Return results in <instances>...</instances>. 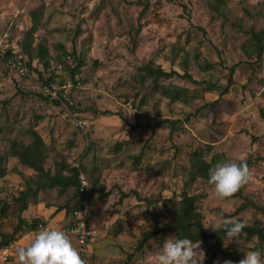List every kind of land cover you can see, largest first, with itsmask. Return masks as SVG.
I'll list each match as a JSON object with an SVG mask.
<instances>
[{"label": "rangeland", "instance_id": "rangeland-1", "mask_svg": "<svg viewBox=\"0 0 264 264\" xmlns=\"http://www.w3.org/2000/svg\"><path fill=\"white\" fill-rule=\"evenodd\" d=\"M17 8L29 22L17 19V32L25 36L33 20L38 22L37 38L26 53L34 54L37 45L48 47L54 58L62 46L85 65L77 88L70 91L75 112L46 98L41 72L21 82L0 80V157L7 171L0 178L1 237L13 235L19 219L13 196L34 175L9 158L11 144H29L28 131L34 129L47 145L48 168L80 161L90 180H99L91 211L106 216L110 225L96 229L93 252L81 256L86 264H156L165 239H175V233H161L143 249L139 243L145 233L171 225L167 214L173 215L184 193L198 198L204 226L223 217L264 227V97L255 99L264 92V54L257 61L254 38L261 35L264 45V0H0V35ZM58 66L53 65L55 73ZM146 67L182 76L188 72L203 85L179 77L146 80ZM232 68L229 92L211 110L206 105L219 99ZM208 82L218 88L209 92ZM71 83L68 74L55 82ZM175 88L189 90L183 95L187 103L166 96ZM74 113L89 126L77 127ZM165 119L181 122L173 135L165 126L152 139L150 126ZM195 150L204 151L207 161L221 154L222 162L245 159L250 181L233 197L217 199L212 186L191 169ZM45 196L48 203L72 201V193L59 196L56 190ZM8 203L9 214L2 215ZM200 247L206 253L204 264L228 260L216 257L212 243ZM223 248L241 259L249 251L264 257V239L246 233L227 246L224 242ZM0 263L11 261L0 258Z\"/></svg>", "mask_w": 264, "mask_h": 264}, {"label": "trees", "instance_id": "trees-1", "mask_svg": "<svg viewBox=\"0 0 264 264\" xmlns=\"http://www.w3.org/2000/svg\"><path fill=\"white\" fill-rule=\"evenodd\" d=\"M37 32V23L35 22L32 29L28 31L25 35V44L27 48L31 47L34 42V34ZM254 38L256 39V46L258 47V53H257V61L262 60L263 54H264V45L262 44V36L254 34ZM58 49L61 51V54H57L56 57L53 58L52 55L49 53L48 47H41L38 46V53L37 56L41 57L43 62L42 65L45 69V73L47 75V78L45 75H41V80L44 81L46 85L53 84L57 81V79H63L56 75L55 70L53 69V65L56 64L62 65L64 72L68 74L71 82L73 83L74 87L77 88L78 83L80 80H76L75 76L77 74L82 73V68L85 65L83 61L79 57L76 56V53H69L67 52L62 46H59ZM28 52V51H27ZM31 56V53H30ZM68 57H71L72 62L75 64V68L73 69L71 65L69 64ZM33 58V57H32ZM208 69H211L212 66H208ZM208 69H202L208 72ZM142 71L145 72L143 74V78L147 77V79H153L154 81H157L160 77H166V78H173V77H179L183 78L184 80H189L193 84L196 85H203V82H199L195 80L188 72H186L183 76L177 72L172 71L170 73L164 72L161 68L152 69L150 67L144 68ZM188 71V70H187ZM235 73V68L231 69V76L229 78V84L228 86L221 92V96L219 99L215 102H213L210 105L211 110H214V108L223 100V96L229 92L230 84L233 83V76ZM2 78H8L7 75L2 76ZM9 79V78H8ZM16 80V79H13ZM23 80H17V82H21ZM145 82V80H142ZM61 84V83H60ZM262 87H264V80L261 82ZM218 88V85L211 84L208 82L207 90L209 92H213ZM189 90L187 88H175L173 91L167 90L166 96L170 98L174 102H188L187 99L184 98L183 95L187 94ZM259 95V97H264V92L261 94H256V96ZM47 99L51 100L49 97H46ZM52 102L59 106L60 104L56 102L55 100H52ZM74 112L76 109L75 107L71 108ZM254 117L258 116L256 114L253 115ZM190 115L188 116V118ZM261 117L264 120V111L261 109ZM187 118V122H188ZM185 121V122H186ZM180 120H161L156 122V124L151 125L150 128L153 130L151 134V138L156 137V129H162L165 128V126H169L168 128H172V135L173 132L176 130L175 125L177 123H180ZM135 128V127H133ZM31 142L29 144H24L18 141H14L11 144V150H10V157L14 158L18 161V163L30 169L33 171V174L31 178H29L24 185L23 190H20L18 188V192H16L13 196V203L17 206L16 213L19 217V225L22 227V225H25V221L23 220V214L29 209L31 205H36L39 202V197L41 194H46L49 191L56 190L58 192L59 196H64L68 194L69 192L72 193V201L68 202L67 204L63 205L59 210H65L67 213V216L73 217V212L77 209V207L81 206L83 207L84 201L87 199L89 202V216L91 213V208L93 206V195L96 194L98 190V182L99 180H90V177L87 176V168L79 163V167H73V164H68L65 161H61L58 163H55V165L51 168L47 167V159H48V153H47V145L44 142L42 136L34 130L28 131ZM212 149V147H210ZM208 149L207 151H209ZM119 151V150H118ZM212 151V150H211ZM8 158V159H9ZM222 158H225V155L218 156L215 155L212 157L211 161H207L205 158V152L202 150H195L194 152L190 153V164L191 169L194 170V174L201 178L204 181L208 180V172L209 169L212 168L215 164L222 162ZM4 157H0V178H4L6 176V169L4 168ZM8 161V160H7ZM6 161V162H7ZM78 162V161H77ZM80 162V161H79ZM81 173H84L87 178H89V184L90 188L85 193H82L80 191L81 183L79 180V176ZM109 196L108 194L105 195V197ZM73 202V203H72ZM199 204L198 198L196 196H190L187 193H184L182 196V200L178 203V207L176 208L173 215L167 214V217L171 218L170 222L171 225H169L166 228H160L156 231L147 232L144 234L143 239L140 241L138 249H143L144 245L151 239L155 238L161 233H167V232H173L176 235V238H189L195 241H200L201 243H212L213 246L218 250V253H216V257L218 256H224L227 257L228 260L235 261L236 264L241 260V257L238 256L237 253H231L226 251L223 248L224 243V232L218 231V232H212L208 233L207 230L204 227L203 220L204 215L198 211L197 205ZM73 207V208H72ZM11 209L10 204L8 205L4 204L2 207V215L9 214V211ZM90 219V218H89ZM88 219V223L90 222ZM90 224V223H89ZM40 225H44L42 222L34 221L32 224L33 229H39ZM246 233V235L249 237L256 236L258 239L263 240L264 239V227L260 228L257 226L248 227L246 226L242 233ZM13 237H4L0 236V251H2L6 246H8L10 243H13Z\"/></svg>", "mask_w": 264, "mask_h": 264}, {"label": "clouds", "instance_id": "clouds-1", "mask_svg": "<svg viewBox=\"0 0 264 264\" xmlns=\"http://www.w3.org/2000/svg\"><path fill=\"white\" fill-rule=\"evenodd\" d=\"M133 110L129 116L135 113ZM251 171L245 159L239 163L226 161L215 164L208 172L207 183L212 186L214 196L226 200L234 196L251 179ZM247 225L236 219L223 217L205 225L213 231L224 232L225 246L235 241ZM201 242L189 238H166L156 257V264H204L206 253ZM17 264H86L73 246L69 235L60 229L41 227L28 243L17 249ZM219 264V262H218ZM223 264H233L231 260ZM238 264H264L260 251H249Z\"/></svg>", "mask_w": 264, "mask_h": 264}, {"label": "built area", "instance_id": "built-area-1", "mask_svg": "<svg viewBox=\"0 0 264 264\" xmlns=\"http://www.w3.org/2000/svg\"><path fill=\"white\" fill-rule=\"evenodd\" d=\"M25 11L17 8L15 11L13 22L8 26L7 29L0 35V80L2 76L7 75L11 80H27L31 79L34 74L35 63L31 61L25 52L24 37L17 32L20 28L17 24V19L21 20L23 18ZM23 22V21H22ZM15 28V29H14ZM18 33V34H17ZM69 64L74 69L75 64L72 62L71 57H68ZM64 72L62 65L57 67L56 75L64 78ZM37 77V76H36ZM17 79V80H18ZM75 79L79 80V74L75 76ZM73 89V84L71 85H58L50 84L42 88V92L49 97L51 100L58 101L66 109L75 107V101L70 99V91ZM67 90L69 92H67ZM73 122H76L77 127L84 128L89 126L88 122L79 118V116L74 113L71 114ZM79 161L73 164V167H79ZM81 183L80 191L85 193L90 188L89 180L84 173L79 176ZM89 202L86 199L83 203V207L79 206L73 212V221L69 232L73 234L78 242L87 247L90 243H93L98 237V231L94 229L89 223ZM44 227L39 226V229ZM13 243L6 246L1 252V260L3 262H8L11 258V248Z\"/></svg>", "mask_w": 264, "mask_h": 264}, {"label": "crops", "instance_id": "crops-1", "mask_svg": "<svg viewBox=\"0 0 264 264\" xmlns=\"http://www.w3.org/2000/svg\"><path fill=\"white\" fill-rule=\"evenodd\" d=\"M26 20H27L26 16L23 17V25L27 22ZM35 22L38 23L34 19L32 25H34ZM27 24H29V22H27ZM28 28H29L28 29V31H29L32 29V26H28ZM22 29H23V26H22ZM19 33L25 39L24 34H22V30ZM34 37L37 38V36L35 34H34ZM34 42H35V39H34ZM34 42H33V44H34ZM24 43H26V42L24 41ZM36 47L37 48H36L34 54L31 53V56H30L29 52H27L26 54H27V56H29L28 58L31 61H33L36 65V67H34V71H37L39 73L41 72L43 75H46L45 69L41 63V62H43V60L41 57L37 56L38 46L36 45ZM25 52H26V44H25ZM49 53H50V50H49ZM50 55H52V54L50 53ZM41 73L39 75H42ZM39 80H41V78H39ZM47 167H49V166H47ZM23 188H20V190H23ZM54 191H49L48 193L50 194V192H54ZM48 193H46V194H48ZM69 193L71 194V192H69ZM108 197L109 196H107L106 198H108ZM44 198H46L45 194H41L39 197L38 204L31 205L29 207V209L23 214V220L25 221V225H22V227H21L19 225V219H18L16 227L15 226L13 227L15 229L11 231V233L13 234L12 236H14L13 241H12L13 245L11 248V253H12L11 258H10L11 264H17V249L19 247L27 244L29 239L32 237V235L37 230H39V229H33L32 228V224L34 221L42 222L44 224L43 225L44 227L47 226V227H51V228L60 229V230L65 231L69 235L73 246L78 250V252L80 253L81 256H83L85 253L89 254L90 250H91V252H93V247H91V244H89L87 247H84L83 245H81L78 242L76 237L69 232L73 219L71 216H67V213L65 210H59L63 205L58 203V201H54V200H52L51 203H48V201ZM61 198H63V197H61ZM89 218H90L89 219L90 225L94 229H98V231L103 227L108 228L110 225V221L106 216L100 218V213H93L92 212V215L90 213Z\"/></svg>", "mask_w": 264, "mask_h": 264}]
</instances>
